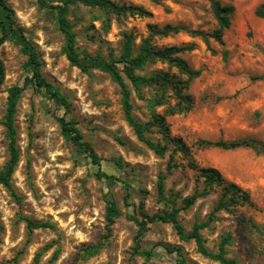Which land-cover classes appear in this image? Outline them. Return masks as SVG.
I'll list each match as a JSON object with an SVG mask.
<instances>
[{
	"label": "rangeland",
	"instance_id": "obj_1",
	"mask_svg": "<svg viewBox=\"0 0 264 264\" xmlns=\"http://www.w3.org/2000/svg\"><path fill=\"white\" fill-rule=\"evenodd\" d=\"M14 10L16 21L36 46L42 61L41 73L66 95L70 111L31 84L24 85L30 73L25 68L26 56L19 46L8 40L0 45V61L4 79L0 86V121L5 111L8 89L23 87L17 101L14 124L17 134L19 162L11 176L17 197L0 185V264H179L174 253H165L160 245L180 247L182 264H220L197 251L193 240L182 241L170 223L149 224L140 249L163 253L145 260L133 253L136 227L126 217L132 207L125 208V181L134 187L130 200L142 201L149 215L164 213L169 205L158 199L156 180L165 174L169 152L179 139L188 148L187 155L174 151L178 165L164 180L166 198H172L179 209L178 220L186 232L195 223L208 219L221 189L211 188L209 194L193 205L182 208L181 199L204 186L199 171L188 167L190 159L198 168L213 167L227 182H233L249 194V201L230 211L215 213L210 223L200 229L204 246L216 254L222 236L229 234L224 245L225 257L234 264H264V152L249 147L222 149L201 148L200 139L233 141L255 139L264 143V19L255 15L264 0H219L230 3L234 11L230 25L222 32V44L209 39L207 46L195 30L217 29L208 0H166L155 4L150 0H112L119 4L141 6L151 17L111 19L102 27L96 9L83 3L69 5L68 19L75 33L76 48L81 54L108 59L117 58L122 46V33L131 32L135 45L149 34L148 25L161 28L165 24L185 28L168 36H154L152 46H190L178 54L190 68L199 70L187 93L193 100L186 113L165 115L168 138L154 128L150 137L167 144L163 157L156 155L139 141L124 119L119 86L110 76L97 69L88 73L70 65L61 48L63 35L50 4L60 0H5ZM122 69L121 64H117ZM154 72L185 79L176 68L166 63L146 64L138 73ZM133 115L142 122L150 119L147 101L152 89H144V99L132 89ZM174 103V100H171ZM164 106L154 107L162 115ZM56 116L73 120L99 158L93 164L85 152L72 149L60 131ZM120 140V141H118ZM7 140L0 123V170L7 160ZM104 172L117 178L109 185L95 173ZM111 195L121 215L109 233L105 228L104 195ZM24 217L47 222L50 226L27 233ZM107 234V237L104 235ZM100 243L94 255L84 251L86 245ZM57 256L54 258V254Z\"/></svg>",
	"mask_w": 264,
	"mask_h": 264
},
{
	"label": "trees",
	"instance_id": "obj_2",
	"mask_svg": "<svg viewBox=\"0 0 264 264\" xmlns=\"http://www.w3.org/2000/svg\"><path fill=\"white\" fill-rule=\"evenodd\" d=\"M155 4H159L166 0H150ZM173 1V0H171ZM40 4L44 5L45 0H39ZM83 3L90 8L96 9L98 14L95 15V20L99 19L102 27L107 29L110 25L111 19L119 20L126 17H151V12L141 6L133 4H119L112 0H60V4H50L49 7L56 12V22L59 30L63 35V45L61 48L62 53L70 65L79 68L82 72L88 73L90 69H97L107 73L110 78L119 86L121 94V108L123 116L127 124L132 128L136 138L144 143L159 157H163L168 151L167 144L150 137L154 128L162 135L164 139L169 136L168 127L165 123V115H174L188 112L193 104L192 97L187 93L190 82L199 76V70H194L183 60L178 54L182 51L190 49V46H168L164 48H155L152 46V38L154 36H168L185 28L178 25L165 24L161 28L148 25L149 34L141 40L138 45H135L134 38L131 32L122 33V46L119 56L117 58L109 57L105 59L99 54H81L76 48L75 33L72 29V24L68 19L69 5L76 3ZM212 16L214 17L217 29L211 32H203L195 30L191 34L198 36L201 40L209 46V39L222 44V32L230 25V17L234 11V6L230 3L223 4L219 0H208ZM255 15L264 19V3L259 4L255 11ZM11 40L19 46L20 51L26 56L25 68L30 73V77L25 79V84H31L36 90L41 91L46 97L51 99L56 106L62 107L64 114L69 113L70 104L65 94H63L58 87L49 82L41 73L42 61L40 54L36 49L34 43L25 34L24 29L18 25L15 17L14 10L7 4L5 0H0V45L5 41ZM155 62L166 63L169 67L176 68L178 74L185 76V79L174 78L168 74L154 72L149 75L138 73L146 64ZM122 65L119 69L117 64ZM4 79V66L0 61V86ZM132 89L134 90L137 98L144 99V89H152L153 95L147 101L150 110V119L142 122L137 119L132 111L133 104L131 101ZM23 87L14 85L8 89L5 111L2 114L0 123L4 127V134L7 140L8 157L3 167L0 170V185L8 189L14 197H17L12 185L11 176L19 162L20 152L17 147V134L14 124V117L16 112L17 101ZM174 100V103H171ZM164 106L162 115L154 112V107ZM61 133L71 143L72 149L77 152H85L93 164L98 165L99 158L93 150L91 144L83 139V135L76 127L73 120H67L64 116L55 117ZM120 141V140H118ZM174 149L169 152L166 172L159 174L156 180V190L158 199L167 205L169 209L164 213H155L149 215L142 209L143 202H133L130 200L131 188L129 183L120 181L124 185L125 194L123 203L125 208L130 206L133 208L132 212H127L126 217L131 220L135 227L136 233L134 236L133 253L142 256L145 260L150 259L152 256H158L163 253L161 250H145L140 249V243L148 230L149 224L161 221L170 223L178 238L182 241L193 240L196 244L197 251L209 258L216 259L220 264H234V261L225 257L226 249L224 245L229 242L230 235L222 236L219 244V252L214 254L207 250L204 246L203 239L200 234V229L206 227L214 218L215 213L221 210L230 211L232 207L242 205L249 201V194L242 190L238 185L233 182H227L221 173L213 168H198L194 160L190 159L187 163L188 167L199 171V176L203 178L204 186L201 192L194 191L192 194L185 196L181 199L182 208H188L195 203V201L210 193L211 188L218 187L221 189L220 196L216 204L209 213L206 221L195 223L192 229L186 232L178 220L179 209L176 202L172 198H166L164 193V180L167 174H171L177 164L173 160L174 151H182L187 155L188 148L179 139L172 140ZM197 145L201 148L205 147H219L222 149H234L239 147H249L257 152H264V143L255 139H241L233 141H210L200 139ZM95 176L98 179L105 178L109 185L114 184L117 178L113 175H107L104 172L97 171ZM104 219L105 228L107 233L114 223L115 219L121 215L114 198L109 195H104ZM28 235L37 228L50 226L47 222L33 221L31 218L24 217ZM107 237V234L104 235ZM101 247L100 243L86 245L84 251L88 255H94ZM165 253H174L179 264L184 261L181 256L180 247H168L160 245ZM57 252L54 254V258Z\"/></svg>",
	"mask_w": 264,
	"mask_h": 264
}]
</instances>
